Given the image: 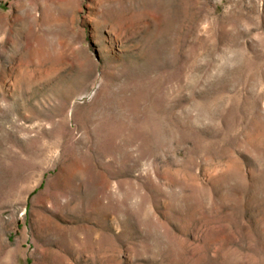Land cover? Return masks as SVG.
Instances as JSON below:
<instances>
[{"label":"rangeland","instance_id":"374dc122","mask_svg":"<svg viewBox=\"0 0 264 264\" xmlns=\"http://www.w3.org/2000/svg\"><path fill=\"white\" fill-rule=\"evenodd\" d=\"M0 264H264V0H0Z\"/></svg>","mask_w":264,"mask_h":264}]
</instances>
